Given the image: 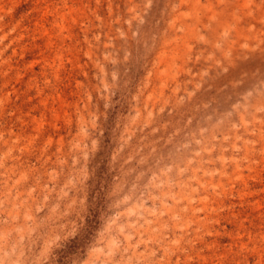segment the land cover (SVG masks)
Returning a JSON list of instances; mask_svg holds the SVG:
<instances>
[{
  "label": "rangeland",
  "instance_id": "1",
  "mask_svg": "<svg viewBox=\"0 0 264 264\" xmlns=\"http://www.w3.org/2000/svg\"><path fill=\"white\" fill-rule=\"evenodd\" d=\"M0 264H264V0H0Z\"/></svg>",
  "mask_w": 264,
  "mask_h": 264
}]
</instances>
